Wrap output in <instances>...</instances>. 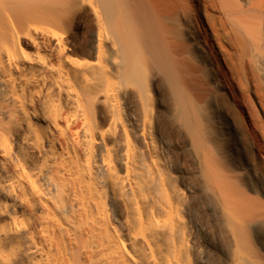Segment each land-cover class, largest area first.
<instances>
[{"label": "bare ground", "instance_id": "obj_1", "mask_svg": "<svg viewBox=\"0 0 264 264\" xmlns=\"http://www.w3.org/2000/svg\"><path fill=\"white\" fill-rule=\"evenodd\" d=\"M184 1L0 0V264H264L261 174ZM208 1L264 91V0Z\"/></svg>", "mask_w": 264, "mask_h": 264}, {"label": "rangeland", "instance_id": "obj_2", "mask_svg": "<svg viewBox=\"0 0 264 264\" xmlns=\"http://www.w3.org/2000/svg\"><path fill=\"white\" fill-rule=\"evenodd\" d=\"M185 10L180 11V26L184 29L193 27L196 30V38L200 42H192L194 47V57L199 69L203 72V80L212 85L215 99L210 108L211 113L227 110L236 122L237 131L232 134L242 146L243 162H253L260 172L259 184L264 185V91L261 87L257 72L248 63L240 59L241 42H235V38L229 35L219 20V12L208 0L202 1V7L206 10L212 30L209 29L214 37V42L206 40L201 35V14L199 13L198 2L194 0L184 1ZM214 18V19H213ZM214 32V35H213ZM194 36V37H195ZM208 39H210L208 37ZM221 39V40H220ZM224 39V40H223ZM238 47V48H237ZM204 50L210 55V61L205 62L203 57ZM203 53V54H202ZM220 53V54H219ZM240 54V55H239ZM225 58L223 59L221 58ZM216 60V61H215ZM224 75V77L222 76ZM216 77H219L216 79ZM228 87V88H227ZM233 88L239 94V104L243 108H248L252 117L238 106V103L231 98L229 88ZM259 139L262 146V153L255 155L251 151V145ZM264 202V198L260 197ZM264 233V232H262Z\"/></svg>", "mask_w": 264, "mask_h": 264}]
</instances>
